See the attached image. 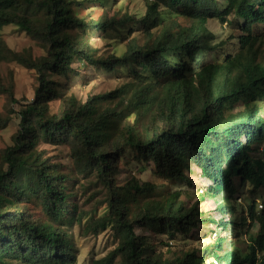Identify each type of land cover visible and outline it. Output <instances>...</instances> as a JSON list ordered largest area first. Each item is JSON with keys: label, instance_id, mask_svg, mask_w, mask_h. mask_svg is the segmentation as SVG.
<instances>
[{"label": "trees", "instance_id": "1", "mask_svg": "<svg viewBox=\"0 0 264 264\" xmlns=\"http://www.w3.org/2000/svg\"><path fill=\"white\" fill-rule=\"evenodd\" d=\"M145 1L146 14L138 21L81 17L87 0H0V32L16 26L45 50L40 57L14 52L0 38V61L34 71L38 81L34 99L21 102L0 76V95L10 102L7 114L0 113V131L16 113L12 104L21 106L13 145L0 151V264H77L71 236L76 226L84 236L108 231L114 237L117 246L91 264H206L211 257L210 264H264V202L260 211L255 201L249 205L248 220L258 232L249 236L246 254L224 249L220 239L201 256L193 251L166 257L136 229L173 240L211 220L196 207L188 209L180 191L163 194L135 179L118 181L119 164L132 150L141 164L153 163L160 178L184 179L187 164L196 166L212 182L207 197L235 190V179L249 183L253 196L264 189V28L254 31L264 27V0ZM231 16L243 21L240 51L204 63L202 54L214 49L208 22L226 23ZM178 17L191 25L168 22ZM129 23L141 24L129 36L143 32L148 42L133 38L124 55L101 56L96 35L120 32ZM76 62L127 71L134 81L86 102L60 97L51 76H67ZM59 98L60 113L51 114ZM42 145L69 148L72 168ZM79 186L84 197L91 193L88 202L101 198L105 215L96 216L95 207L84 222L90 215L79 204Z\"/></svg>", "mask_w": 264, "mask_h": 264}, {"label": "rangeland", "instance_id": "2", "mask_svg": "<svg viewBox=\"0 0 264 264\" xmlns=\"http://www.w3.org/2000/svg\"><path fill=\"white\" fill-rule=\"evenodd\" d=\"M102 1L106 2L108 0H87L84 7L78 10L79 16L91 17L96 20L103 16L119 18L132 16L139 21V18L145 16L147 11L145 0H109L106 5H101ZM220 1L223 2L224 0ZM171 20L178 22V25L181 26L189 27L191 25V22L183 17L172 18L168 22H171ZM242 22L234 16H231L226 23L218 19L210 20L208 28L214 35V40L211 42V48L214 49L202 54L201 60L204 63H213L222 61L229 54H237L240 51V37L244 36V32L240 29ZM140 25L139 23H129L120 32L96 35L93 43L100 50L101 56L115 54L120 57L126 52L131 39H138L142 45L148 42L149 36L143 32H136L129 36V31L132 29L137 30ZM263 28V25H255L254 31L260 34L263 33ZM161 32V28L153 31L155 34ZM0 38L3 41L2 47H7L14 52L19 53L30 50L34 57L45 54V50L40 48L35 41L16 26L4 27L0 32ZM261 58L264 61V53H262ZM0 76H2L5 84L12 85L17 100L26 102L34 99L35 90L38 87L34 71L25 69L15 62L0 61ZM51 78L59 83L58 92L60 97L73 95L82 102H86L92 95L104 94L134 81L127 71L107 72L101 68L85 66L80 62L74 64L73 71L67 76L54 75ZM260 104L264 109V101ZM9 105L8 97L0 95V113L7 114ZM12 108L16 113L11 116L8 128L0 131V151L13 145V137L19 130L20 117L18 112L21 106L12 104ZM60 109L61 100L59 98L51 104L50 112L51 114H59ZM260 148L262 151L264 145H260ZM41 149L47 150L48 156L53 157L54 160H60L70 169L72 168L69 159V148L42 145ZM119 166L118 181L120 184L135 179L140 181L141 184L159 186L160 190H163V194L180 191L182 193L180 200L185 203L188 209L191 210L196 207L200 217L207 221L211 220L210 223L201 222L198 228L192 229L186 234L178 233L173 240L152 231L137 228V234L147 236L157 251L162 252L166 257L172 256L170 252L181 254L193 251H197L201 256L205 249L213 248L220 239H225L224 249H238L246 254L249 236L258 232L257 224L251 228L252 225L248 220V208L251 202L255 201L257 210H262L260 206L264 202V189L253 196L251 193L253 187L249 183L242 186L239 179H235V190L221 191L219 195L207 197V189L212 182L202 177L196 166L187 164V168L190 167V169L183 172L184 179L160 178L154 174L155 167L153 163L141 164L132 150H128ZM81 183L88 185L84 180H81ZM78 194L79 204L90 215L84 220L87 223L93 216V209L100 206L101 198L88 202L87 199L91 193H87V197H84V189L81 186L78 188ZM203 195L205 196L204 199L201 197ZM34 206L36 205L33 204L32 207ZM231 210H234V213H231ZM106 213L107 206L104 205L100 206L94 214L103 216ZM244 219H247L246 223H244ZM248 229L250 230L247 235L246 231ZM71 236L77 251V264H91L93 259L105 257L117 246L113 235L108 231L99 236H84L81 234L80 226H76ZM166 245L169 247L166 248ZM213 260L211 257L206 264H210Z\"/></svg>", "mask_w": 264, "mask_h": 264}, {"label": "clouds", "instance_id": "3", "mask_svg": "<svg viewBox=\"0 0 264 264\" xmlns=\"http://www.w3.org/2000/svg\"><path fill=\"white\" fill-rule=\"evenodd\" d=\"M260 208L262 209L263 208V205H261Z\"/></svg>", "mask_w": 264, "mask_h": 264}]
</instances>
